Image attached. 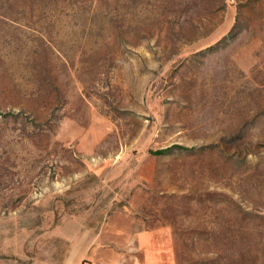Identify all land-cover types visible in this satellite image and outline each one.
I'll use <instances>...</instances> for the list:
<instances>
[{"label": "rangeland", "instance_id": "obj_1", "mask_svg": "<svg viewBox=\"0 0 264 264\" xmlns=\"http://www.w3.org/2000/svg\"><path fill=\"white\" fill-rule=\"evenodd\" d=\"M0 264H264V0H0Z\"/></svg>", "mask_w": 264, "mask_h": 264}, {"label": "trees", "instance_id": "obj_2", "mask_svg": "<svg viewBox=\"0 0 264 264\" xmlns=\"http://www.w3.org/2000/svg\"><path fill=\"white\" fill-rule=\"evenodd\" d=\"M168 150L167 149H160V150H157L155 151L156 154H163V153H166Z\"/></svg>", "mask_w": 264, "mask_h": 264}]
</instances>
